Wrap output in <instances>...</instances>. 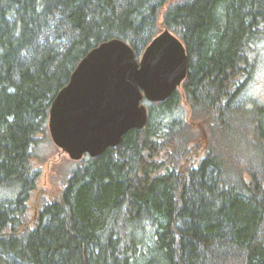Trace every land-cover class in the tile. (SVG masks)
Masks as SVG:
<instances>
[{
    "label": "trees",
    "instance_id": "trees-1",
    "mask_svg": "<svg viewBox=\"0 0 264 264\" xmlns=\"http://www.w3.org/2000/svg\"><path fill=\"white\" fill-rule=\"evenodd\" d=\"M161 26L185 46L182 92L143 99L146 124L76 160L31 215L78 60L110 38L139 57ZM263 46L264 0H0V264H264V102L248 92Z\"/></svg>",
    "mask_w": 264,
    "mask_h": 264
},
{
    "label": "water",
    "instance_id": "water-1",
    "mask_svg": "<svg viewBox=\"0 0 264 264\" xmlns=\"http://www.w3.org/2000/svg\"><path fill=\"white\" fill-rule=\"evenodd\" d=\"M187 62L183 42L167 28L139 57L122 39L101 41L78 60L51 101L52 142L72 160L118 146L126 132L146 124L143 99L163 101L181 86Z\"/></svg>",
    "mask_w": 264,
    "mask_h": 264
},
{
    "label": "rangeland",
    "instance_id": "rangeland-1",
    "mask_svg": "<svg viewBox=\"0 0 264 264\" xmlns=\"http://www.w3.org/2000/svg\"><path fill=\"white\" fill-rule=\"evenodd\" d=\"M161 17L162 15L158 18L159 23ZM159 29L162 30L163 27L161 26ZM256 60L257 64L253 68L254 73L248 84V92H251L254 98L264 102V46ZM178 89L182 92L181 87ZM182 105L189 111V106L184 99H182ZM36 154L39 159L42 156L43 160L34 159L33 165L35 170L39 172V177L37 187L29 201L28 211L31 215L35 212L37 203L42 200H51L61 192L70 167L77 162L70 159L65 152L52 142L48 130L45 141Z\"/></svg>",
    "mask_w": 264,
    "mask_h": 264
}]
</instances>
